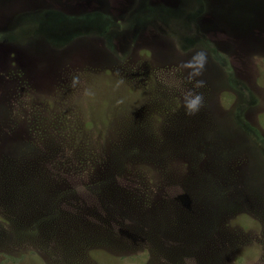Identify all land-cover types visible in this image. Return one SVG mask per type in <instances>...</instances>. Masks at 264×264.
Masks as SVG:
<instances>
[{
  "label": "rangeland",
  "instance_id": "obj_1",
  "mask_svg": "<svg viewBox=\"0 0 264 264\" xmlns=\"http://www.w3.org/2000/svg\"><path fill=\"white\" fill-rule=\"evenodd\" d=\"M0 264H264V0H0Z\"/></svg>",
  "mask_w": 264,
  "mask_h": 264
},
{
  "label": "clouds",
  "instance_id": "obj_2",
  "mask_svg": "<svg viewBox=\"0 0 264 264\" xmlns=\"http://www.w3.org/2000/svg\"><path fill=\"white\" fill-rule=\"evenodd\" d=\"M201 97L199 95L192 96L185 99V108L189 113L195 112L200 103Z\"/></svg>",
  "mask_w": 264,
  "mask_h": 264
}]
</instances>
